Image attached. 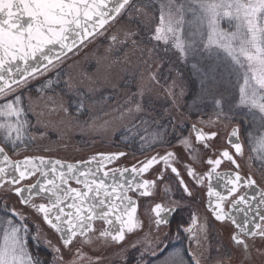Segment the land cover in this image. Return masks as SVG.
<instances>
[{
  "label": "snow or ice",
  "instance_id": "obj_1",
  "mask_svg": "<svg viewBox=\"0 0 264 264\" xmlns=\"http://www.w3.org/2000/svg\"><path fill=\"white\" fill-rule=\"evenodd\" d=\"M189 12L194 19H186ZM118 18L149 35L141 39L129 28L123 33V41L112 35L113 42L137 45L154 41L151 49L143 52L148 59L142 62L160 61L158 69L165 62L160 55L163 45V52H171L174 57L166 61L168 72L176 71L181 78L178 94L184 95L185 87L183 72L174 67L176 63L190 66L196 101L211 102L217 121H221L217 127L224 122L234 125L227 139L234 152L225 148L208 157L206 173L189 165L186 174L195 184L207 188L208 207L229 232L231 248L218 253L216 264H247L254 247L264 249V188H259L251 175L241 174L237 157L244 155V143L240 141L244 129L245 141L254 153L249 159L259 160L264 171V0H0V188L9 198L15 197L19 206L4 205L9 215L0 219V264H79L85 254L77 242L91 244L95 236L106 243H123L126 234L143 228L137 201L129 193L153 198L165 182L166 172L178 178L187 197L194 198L176 167L179 159L173 152H157L130 168L107 170L126 153H99L83 167L44 156L13 160L8 154L28 148L33 140L27 119L30 108L23 103L30 82L44 78L45 87L51 88V76H59L61 65L104 36ZM225 19L227 28L222 25ZM217 49L226 52L230 62L223 66L214 62ZM150 79L159 83L157 72H151ZM68 87L72 89V85ZM75 94L83 95L78 89ZM150 105L151 100H145L140 90L116 109L121 116L127 113L139 120L134 128L144 126L142 131L147 135L140 136L142 153L154 152L166 142L171 144L164 138L167 129L156 125V118L147 114ZM76 111L87 114L83 99ZM191 127L200 148L187 136L180 142L194 159H200L201 150H213L212 141L219 133L205 132L195 124ZM225 161L235 170L218 172ZM144 174L155 178H143ZM33 177H37L35 182L30 181ZM221 181L223 191L216 186ZM241 188L246 190L237 195ZM164 195L167 204L154 202L151 207L152 223L157 227L167 225L168 217L181 210L185 199H172L167 187ZM34 197L46 202L33 203ZM239 214H243L242 220ZM30 217L59 233V246L53 245L50 237L44 245L51 249L49 259L39 254L42 228L36 227ZM96 221L109 227L97 229ZM197 223L193 217L185 231L195 235ZM30 241L35 243L30 245ZM143 255L141 252V258ZM151 256L156 258L151 264H200L190 252L169 250L166 245L159 246V254L153 249ZM140 264L146 262L141 259Z\"/></svg>",
  "mask_w": 264,
  "mask_h": 264
},
{
  "label": "rangeland",
  "instance_id": "obj_2",
  "mask_svg": "<svg viewBox=\"0 0 264 264\" xmlns=\"http://www.w3.org/2000/svg\"><path fill=\"white\" fill-rule=\"evenodd\" d=\"M192 6L195 7L194 4ZM186 19H194V14L187 13ZM112 24L113 26L108 29L104 36L98 37L94 43L83 49L78 56L61 65L59 74H64V81L68 83L67 86L72 85L71 90L67 87V94L56 93L53 87H45L44 78L30 82L29 89L23 93V103L30 108L27 119L30 121V135L33 140L28 148L19 149L18 152L9 151V153L13 158L56 156L75 161L85 159L99 152L108 153L126 150L118 146L114 136L118 131L132 125L137 121V118L127 113L121 116L116 109L123 105L126 99L132 97L133 93L143 90L145 100H151L147 114L155 117L157 123L171 121L169 123L170 131L165 138L166 141H171V144L166 142L155 147L154 152L129 151L124 159L125 163L132 164L157 152L175 151L185 159H189L190 163L196 168L199 167L198 159H194L180 142L183 137L187 136L192 139L193 145L199 148L194 136L191 135V126L195 124L208 131H217L219 133L217 139L222 141L233 125L224 122L223 126L217 127L221 121H217L215 114L196 115L194 117L187 114L184 107L189 85L186 71L182 70V64L176 63L174 65L176 69L183 72L185 92L181 96L178 94L181 78L177 76L176 71L168 72L169 64L166 61L168 58L174 59L172 53H164L163 45H161L160 55L165 57L163 67L158 69L160 61L156 63L150 61L145 64L142 60H146L148 57L144 56L143 52L151 49L152 43H155L154 41L132 45L130 41L128 43L113 42L111 36L116 35L118 41H123V33L129 28L138 32L141 39L149 34L135 24L120 18ZM222 25L225 28L228 27L227 19L222 22ZM213 61L223 66L225 63L230 62V58L226 52L217 49ZM151 72H157L159 83L150 79ZM54 76L57 78L53 80ZM51 78L53 81H57L58 76L52 75ZM76 89L84 91L81 93L87 97L88 116L86 118H73L65 113L69 102L68 96L73 95ZM170 92L173 94L170 95ZM170 134H173V136H170ZM244 144L246 155L242 159L244 168H248L260 182L264 183V171L261 170L260 161L249 159V156L254 155V153L250 151V146L245 141V132ZM166 187L169 188L166 185L164 189ZM170 193L169 195L173 196L171 195L173 193ZM0 198L4 200V203L0 204V219H2L9 215L8 210L4 207L5 204L11 205L13 208L19 206L15 197L9 198L5 194L4 188H0ZM153 203H147L144 207L145 229L130 236L125 243L121 245L111 242L106 243L102 240H96L95 236H93V243L91 244H79L77 242V247L85 254V258L79 264H89V258L91 264L124 263L132 251H134L133 264H140L141 259L148 264L151 262L150 259L153 258L151 251L155 249L159 254V246L164 245L169 250L181 249L186 254L190 252L200 261V264H216L219 258L218 253L230 249L228 239L222 234L221 229L223 227L215 223L202 202V196L200 200L183 201L181 206L183 208L180 210L179 217L176 218L170 228L167 226L157 227L152 223L151 207ZM193 217L198 219V223L193 229L195 235H190L185 229L192 224ZM29 219L36 227L42 228L43 243L41 247L47 250L51 257L50 247L44 245L47 244V238L50 237L52 244L59 246L61 243L59 236L46 225L36 222L32 217ZM178 227H181L185 234L184 245H181V248L175 247V242L181 241L180 236L177 238ZM95 228L100 229L101 225L96 224ZM173 228H176V230L174 231ZM34 243V241H30V245ZM74 252L75 249H73ZM141 252L144 253L142 258ZM65 253L67 254V250H65ZM98 257L99 259H97ZM252 258L253 262H249L250 264L263 263V249L254 250ZM226 264H228L227 261Z\"/></svg>",
  "mask_w": 264,
  "mask_h": 264
},
{
  "label": "flooded vegetation",
  "instance_id": "obj_3",
  "mask_svg": "<svg viewBox=\"0 0 264 264\" xmlns=\"http://www.w3.org/2000/svg\"><path fill=\"white\" fill-rule=\"evenodd\" d=\"M234 126V125H233ZM232 126V127H233ZM232 127L228 130L224 140L222 141H219L217 138L214 139L212 141V144H213V150L212 151H205V150H201L200 152V159H198V165L199 167H195L194 165H192V163H190L189 159H185V157H183L182 155L178 154L177 152L175 151H167V152H173V153H176L177 154V158L179 159V163L176 164V167L178 168V170L181 172V175L183 176V178L185 179L186 182L189 183V187L191 188V190L193 191L194 193V198L193 197H187V194L184 193L183 191V187L181 185H179L178 183V178L175 177L174 174H171L170 172H166L165 173V182L160 184V189H159V192L158 194H154V197L153 198H148V197H140L138 195V193L136 195H133V193H129V195H132L133 198H136L137 202H138V212H137V215L139 217V219L144 223V215H143V209H144V206L147 204V203H152V202H160V203H165L167 204L168 203V200L167 198H165V195H164V186H168V190L169 192L173 193L171 195L172 199H179L181 196H184L186 197L183 201H188V200H192V201H196V200H200L201 196H202V202L205 206V208L210 212L212 218L214 219V214L211 212V209L208 207V198H207V188L204 187V186H201V185H197L195 184L194 181H191V178L187 176L186 174V168L191 165V167H194L197 169L198 172L200 173H206L208 170H209V166L207 165L206 161L208 159V157H213L215 156L218 152L224 150L225 148H227L230 152H234V149H232L228 143H227V139H228V136L231 132V129ZM203 128V127H201ZM203 130L205 132H210L208 130H206L205 128H203ZM212 131V130H211ZM191 135L194 136V140H195V132L193 130H191ZM240 138L242 139L243 143H244V129H241V135H240ZM218 140V142H217ZM196 144H198L199 148H200V145L199 143L195 140ZM166 153V152H165ZM156 154V153H155ZM153 154V155H155ZM163 154V153H161ZM245 144H244V155L243 156H238L237 157V160L238 162L240 163L241 165V168H240V171H241V174L242 175H251L254 179L257 180V185L259 188H264V183L260 182L259 179H257L253 173L248 170V168H244V165L242 164V159L245 158ZM126 156H124L123 158L119 159L118 161H115L113 162V164L111 165H108L106 170L107 169H110V168H124V167H131L133 165H135L138 161H142L145 159L142 158L132 164H128V163H125L124 159H125ZM235 168L233 165H231L229 162L225 161L221 166L220 168L217 169L218 172H221V173H224V172H229V171H234ZM37 177H33V178H30V181L31 182H35V179ZM143 178H146V179H154L155 177L154 176H151L149 174H144ZM27 182V181H26ZM24 182V183H26ZM213 183L215 184V181H213ZM74 187H77V185L75 183L72 184ZM223 182L221 181L219 185H216L218 190L220 191H223ZM246 189L244 188H241L240 189V192L237 193V195L239 194H242ZM182 201V202H183ZM45 203L46 201L44 200H41L39 197L34 199L33 200V203ZM182 202H181V206H182ZM154 204V203H153ZM152 204V205H153ZM183 207H181L182 209ZM179 213H180V210H178L177 212H175V215H174V218H173V222L176 220V218L179 217ZM238 218L239 219H243V214H239L238 215ZM215 223H217L218 225L222 226L223 228L221 229L222 230V234L228 239L229 243H230V240H229V232L226 230V227L224 226V224H222L221 222H218L214 219ZM172 222V223H173ZM171 223V224H172ZM97 224H100L101 225V228H105V224H103V222H98ZM171 227V225L169 226V228ZM225 229V230H224ZM169 232V231H168ZM128 235V234H127ZM230 248H231V243H230ZM257 248H253L250 255L248 256L247 258V264H250L249 262H253V256H254V250H256ZM237 257L234 256V259H236ZM254 264V263H253ZM259 264H264V249H263V263H259Z\"/></svg>",
  "mask_w": 264,
  "mask_h": 264
},
{
  "label": "trees",
  "instance_id": "obj_4",
  "mask_svg": "<svg viewBox=\"0 0 264 264\" xmlns=\"http://www.w3.org/2000/svg\"><path fill=\"white\" fill-rule=\"evenodd\" d=\"M184 68V69H183ZM182 70H184V72L186 73V77L188 79V85H189V92L188 95L186 97V102H185V107L184 110L187 114L191 115V116H196V115H210V114H214V109L213 106L211 104L210 101L205 102V103H200L199 101H196V86L194 84V81L191 77V69L190 66H185L182 65ZM57 78V77H53V80ZM65 77L63 73H60L58 76L57 81H54L53 83V90L56 93H66L67 92V84L65 83ZM40 86V85H39ZM80 92H84V91H80ZM67 94V93H66ZM83 94V93H82ZM69 97V102L67 103L66 109H65V113L68 116H71L73 118L75 117H81V118H86L88 116V100L87 97L82 95V96H77L75 93ZM83 99L85 104L87 105V114H78L76 109H77V105L80 102V100ZM195 101V103H194ZM139 120L137 119V121H135L132 125L128 126L125 129H122L120 131H118L116 133V135L114 136V139L116 141V143L118 144V146L128 150V151H133V152H140L142 153V149H141V135H147V133H143L142 129H143V125H141L140 128H134L133 125L134 124H139ZM156 125H162L165 129H167V133L166 135H164V138L167 137L168 132L170 131V124L169 122L167 123L166 121L163 122H156ZM155 127V126H154ZM170 136H173V134H170ZM174 231L176 230V228H173ZM178 232L179 236L181 237V241L180 242H175V247L176 248H181V245H184V231L181 227H178ZM175 233V232H174ZM183 248V247H182ZM39 254L41 255L42 259H49L50 258V254L48 253L47 250L43 249L42 247L39 248ZM134 252H131V255L129 256L128 260L124 263L121 262H117L115 264H133L134 261V256H133ZM156 258L153 257L151 260L154 261ZM151 262H149L151 264ZM148 263V264H149Z\"/></svg>",
  "mask_w": 264,
  "mask_h": 264
},
{
  "label": "water",
  "instance_id": "obj_5",
  "mask_svg": "<svg viewBox=\"0 0 264 264\" xmlns=\"http://www.w3.org/2000/svg\"><path fill=\"white\" fill-rule=\"evenodd\" d=\"M46 158H49V159H51V160H61V161L65 162V163L80 164L81 167H83L87 161H90V160H91V159H88V160H84V161L71 162V161H66V160H62V159H59V158H55V157H46ZM22 159H23V158H22ZM22 159H20V160H22ZM70 182H71V181H70ZM73 182H75V181H73ZM169 217H170V216H169ZM169 217H168V218H169ZM107 227H109V226L107 225ZM58 235H59V233H58Z\"/></svg>",
  "mask_w": 264,
  "mask_h": 264
}]
</instances>
